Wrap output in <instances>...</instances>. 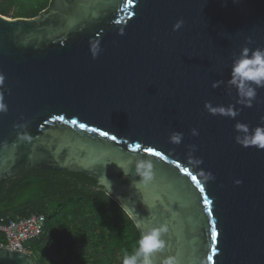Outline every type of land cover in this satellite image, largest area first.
Returning <instances> with one entry per match:
<instances>
[{"label": "water", "instance_id": "1", "mask_svg": "<svg viewBox=\"0 0 264 264\" xmlns=\"http://www.w3.org/2000/svg\"><path fill=\"white\" fill-rule=\"evenodd\" d=\"M243 47L264 48V0H51L32 19L0 16V185L28 169L82 175L140 235L167 226L156 264H264V148L235 139L237 122L264 127V87L249 108L228 83ZM137 159L151 182L136 183ZM0 264L35 262L3 248Z\"/></svg>", "mask_w": 264, "mask_h": 264}, {"label": "trees", "instance_id": "2", "mask_svg": "<svg viewBox=\"0 0 264 264\" xmlns=\"http://www.w3.org/2000/svg\"><path fill=\"white\" fill-rule=\"evenodd\" d=\"M51 0H0V16L32 19ZM42 215L43 234L25 244L35 264H122L140 234L95 180L57 171L28 169L0 185V224ZM0 234V245H4Z\"/></svg>", "mask_w": 264, "mask_h": 264}, {"label": "clouds", "instance_id": "3", "mask_svg": "<svg viewBox=\"0 0 264 264\" xmlns=\"http://www.w3.org/2000/svg\"><path fill=\"white\" fill-rule=\"evenodd\" d=\"M183 21H177L174 25V30L179 29ZM248 43H251L249 40ZM97 49L94 48L93 55L96 54ZM3 82V76H0V83ZM224 81H215L211 86L219 87ZM234 87L240 97L239 103L251 108L253 101L257 97V88L264 87V48L251 49L243 47L238 54H234L231 62L230 78L228 82ZM205 109L213 114H224L232 119L239 115V110L234 109L233 105L227 107L213 106L211 102L205 103ZM7 112V105L3 102V96L0 95V113ZM261 119H264L262 117ZM235 128L238 134L235 139L238 144L242 145H256L264 148V127H257L250 130L249 126L244 123L237 122ZM193 136L198 135V131L194 128L191 130ZM29 137L21 136L20 139L25 140ZM183 134L173 132L170 136V141L179 144L181 143ZM192 151L196 150L195 145L190 146ZM191 164L199 165L203 161L200 159L190 160ZM134 174L140 177L138 184H147L152 181L154 176V165L149 159H137L133 163ZM125 176L128 172H124ZM205 180L211 179L212 174L205 175ZM237 184L241 181L237 180ZM167 231L166 225L158 227H151L145 229L137 241V247L132 253L124 252L122 257V264H156V254L165 248V241L162 238L163 233ZM162 264H178L175 257L169 256L162 261Z\"/></svg>", "mask_w": 264, "mask_h": 264}, {"label": "built area", "instance_id": "4", "mask_svg": "<svg viewBox=\"0 0 264 264\" xmlns=\"http://www.w3.org/2000/svg\"><path fill=\"white\" fill-rule=\"evenodd\" d=\"M45 219L42 215H32L27 218H16L0 224V234L3 235L5 244L0 249L16 251L30 255L25 244L38 239L43 234Z\"/></svg>", "mask_w": 264, "mask_h": 264}, {"label": "snow or ice", "instance_id": "5", "mask_svg": "<svg viewBox=\"0 0 264 264\" xmlns=\"http://www.w3.org/2000/svg\"><path fill=\"white\" fill-rule=\"evenodd\" d=\"M73 123H76V122L73 121ZM80 127L83 128L84 125L81 124ZM102 135H106V134H105V133H102ZM137 147H139V146H137ZM147 151H148L150 154H153V155H155V156H160V153H159V152H153V150L150 149V148L147 149ZM185 171H186V170H185ZM193 179H195V177H193ZM211 235H212V239H213V241H215L216 236H217V233H216L215 231H213ZM209 259H211V257H209Z\"/></svg>", "mask_w": 264, "mask_h": 264}]
</instances>
